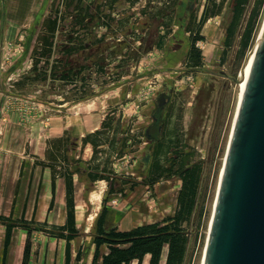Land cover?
<instances>
[{
    "label": "rangeland",
    "instance_id": "374dc122",
    "mask_svg": "<svg viewBox=\"0 0 264 264\" xmlns=\"http://www.w3.org/2000/svg\"><path fill=\"white\" fill-rule=\"evenodd\" d=\"M180 1H4L0 50L21 57L1 79L16 82L15 91L34 99L30 115L41 110L51 122L50 114L59 113L52 107L79 120L95 112L105 115L100 135L92 138L96 147L90 158L82 128L76 133L72 126L75 130L52 141L51 163L58 166L55 154L64 150V171L73 173L80 232L74 242L84 253L79 264H91L94 230L104 209L107 225L120 230L161 222L175 214L181 172L194 165L201 168L198 194L190 220L181 227L189 239L184 264H202L241 72L264 23V0H248L239 19L236 0H197L193 15L206 17L199 31V62L171 53ZM163 92L171 96L163 150L154 159L159 167H146L143 158L158 149L145 143V128ZM96 173L112 179L90 180ZM99 191L102 198H92Z\"/></svg>",
    "mask_w": 264,
    "mask_h": 264
},
{
    "label": "crops",
    "instance_id": "0c3cea01",
    "mask_svg": "<svg viewBox=\"0 0 264 264\" xmlns=\"http://www.w3.org/2000/svg\"><path fill=\"white\" fill-rule=\"evenodd\" d=\"M3 14L4 0H0V30ZM18 55L10 56L9 52L0 50V218L34 220L50 227L64 226L68 216L67 185L63 176L65 169H60V166H64L62 162L55 167L54 186L50 142L62 138L72 130V126L76 127V133L82 128L80 136L83 140L89 134L102 129L105 115L95 112L79 120L75 116L62 114V109L52 107L50 110H58L59 113L54 115L49 113L51 122L45 120L41 110L39 114L31 116V101L34 99L15 91L16 82L11 84L1 79L5 71L11 69L12 63H18L16 60L21 57ZM58 107L62 108L63 105ZM96 120L99 121L98 127ZM93 126L96 127L91 129ZM84 153L87 157H92L91 143L85 144ZM54 197L55 205L50 209ZM6 236L7 227L0 222V264H23L28 239L27 230L19 227L13 230L7 252ZM33 239L29 264H66L65 239L52 237L43 232L33 234ZM79 249L80 247L72 241V264L76 263ZM146 257L143 264H149L150 255ZM134 263L137 264L135 261L132 264Z\"/></svg>",
    "mask_w": 264,
    "mask_h": 264
},
{
    "label": "water",
    "instance_id": "95a60500",
    "mask_svg": "<svg viewBox=\"0 0 264 264\" xmlns=\"http://www.w3.org/2000/svg\"><path fill=\"white\" fill-rule=\"evenodd\" d=\"M169 100L165 92L158 95L148 142L160 140ZM203 264H264V26L227 149Z\"/></svg>",
    "mask_w": 264,
    "mask_h": 264
},
{
    "label": "trees",
    "instance_id": "16d2710c",
    "mask_svg": "<svg viewBox=\"0 0 264 264\" xmlns=\"http://www.w3.org/2000/svg\"><path fill=\"white\" fill-rule=\"evenodd\" d=\"M248 0H236L235 14L236 18L239 19L243 12ZM205 14L202 21L197 25V30L200 31L201 25L205 21ZM54 25L52 30L56 28L57 20H53ZM196 39H203V36H197ZM46 45L49 44L50 40L43 39ZM69 53H74L71 50ZM194 62H199L200 51L195 49L190 57ZM197 66V65H195ZM37 64L34 63L33 70L37 71ZM194 67V66H193ZM32 71V73H34ZM100 131L96 133L89 134L83 139L84 144L91 143L96 147V143L92 140L95 135H100ZM61 141V140H60ZM52 145V141L50 142ZM61 149V144L58 147ZM161 152L163 146L160 148ZM66 150V149H65ZM61 151V150H60ZM160 150L158 149L157 154H155L156 159H160ZM64 153V150H62ZM55 154L57 163L64 162V154ZM50 155L51 162L54 158ZM61 156V157H60ZM63 158V160L61 159ZM154 166L159 167L157 162ZM56 164V163H55ZM60 165V164H59ZM55 167L56 165L51 163V168L54 169V186H55ZM64 166H60L63 170ZM99 171V170H98ZM97 171V172H98ZM183 183L182 188L178 196L177 210L175 214L167 219L142 226H138L129 230H120L116 227L109 226L106 223V209L102 211L97 219L94 236L93 245L94 253L92 257L91 264H132L134 261L137 264H143L144 259L147 255H150L149 264H162L163 258L165 256L164 264H184L187 256L188 250V236L186 232L181 227V224L185 221H189L193 213V209L196 203V198L198 194L201 168L197 165L191 166L183 170L182 172ZM63 176L66 179L67 185V206H68V216L67 222L64 226L60 227H50L47 224H41L36 221H27L25 219L14 220L12 217H2L0 222L7 227L6 236V252L12 241L13 230L16 227L27 230L28 239L24 251V261L23 264H29L30 254L32 250V237L35 232H43L49 236L65 239L67 241V259L66 264H72V241L79 237L80 232L77 228L76 217H75V202H74V188H73V173L65 172ZM90 180H110L111 176H102L101 174L89 175ZM55 205V197L52 200V209ZM166 251V255L164 252ZM83 248H80L76 263L83 261ZM78 262V263H77Z\"/></svg>",
    "mask_w": 264,
    "mask_h": 264
},
{
    "label": "flooded vegetation",
    "instance_id": "af4514ba",
    "mask_svg": "<svg viewBox=\"0 0 264 264\" xmlns=\"http://www.w3.org/2000/svg\"><path fill=\"white\" fill-rule=\"evenodd\" d=\"M196 1L197 0L180 1L176 8V17H177L176 22L178 25V30L173 32V40L175 43L173 44L174 46H173L171 53H174V54L181 53L180 58H178V60L190 58L193 51L198 48L199 43L201 42V40H203V39H196L197 36H202V35L198 30H194L195 26L197 27L196 22L200 23L202 20V16L197 18V14L193 15L194 6H195ZM192 24H193V27H192L193 29H189L192 26ZM168 28H171V27H168ZM170 100H171V96H170ZM170 100H169V103H170ZM167 111H168V108L166 110V116H167ZM152 123H153V115L151 116V121L148 124V126L145 128V131L146 129L149 128V126ZM164 127H165V120H164ZM164 127L162 131V136L160 140L158 141L148 142L145 137V133H144V137L146 140L145 143L149 145L148 147L153 146L154 148L160 149L163 146L162 143H163ZM148 157H149V160L146 163V160ZM154 159H155V155L150 152V154L146 155V157H144L142 161L144 162V165L146 167L148 166L152 167L155 163Z\"/></svg>",
    "mask_w": 264,
    "mask_h": 264
},
{
    "label": "bare ground",
    "instance_id": "6f19581e",
    "mask_svg": "<svg viewBox=\"0 0 264 264\" xmlns=\"http://www.w3.org/2000/svg\"><path fill=\"white\" fill-rule=\"evenodd\" d=\"M263 26H264V23H263ZM263 26H262V29H263ZM262 29H261V31H262ZM260 34H261V32H260ZM259 37H260V35H259ZM259 37H258L256 45L254 46L252 51H250V54H249V56L247 58V61H246L245 65H244V68H243V70L241 72L240 93H239V97H238V105H237V110H236V115H235L233 129H234V126H235L236 116H237V113L239 111L240 102H241V99H242V96H243V93H244V90H245V87H246V82H247V79H248V75H249V72L251 70L253 59H254V56H255V53H256V48H257V45H258ZM233 129H232V132H233ZM231 135H232V133H231ZM222 172H223V169H222ZM221 177H222V173H221ZM221 177H220V180H219V184H220V181H221ZM218 189H219V185H218ZM91 192H92V190L90 191L89 194H91ZM102 193H103L102 191H99L97 194L92 195V198L101 199L102 198ZM217 195H218V190H217ZM216 200H217V196H216ZM216 200H215V204H216ZM215 204H214V209H215ZM214 209H213V212H214ZM81 214H82V212H80V215L78 217L79 221L82 219ZM96 216H97V213H94L93 216L90 217V220L93 221ZM212 217H213V215H212ZM211 221H212V219H211ZM210 225H211V223H210ZM209 229H210V227H209ZM207 239H208V237H207ZM205 249H206V247H205ZM204 254H205V251H204ZM203 260H204V255H203ZM202 264H203V261H202Z\"/></svg>",
    "mask_w": 264,
    "mask_h": 264
},
{
    "label": "built area",
    "instance_id": "2783aa9c",
    "mask_svg": "<svg viewBox=\"0 0 264 264\" xmlns=\"http://www.w3.org/2000/svg\"><path fill=\"white\" fill-rule=\"evenodd\" d=\"M5 1V0H4ZM111 179H112V177H111Z\"/></svg>",
    "mask_w": 264,
    "mask_h": 264
}]
</instances>
